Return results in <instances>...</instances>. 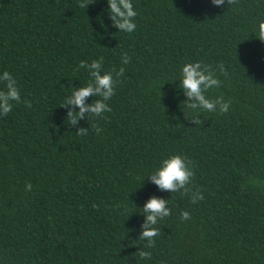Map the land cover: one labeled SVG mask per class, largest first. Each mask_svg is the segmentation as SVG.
Returning a JSON list of instances; mask_svg holds the SVG:
<instances>
[{
    "label": "trees",
    "instance_id": "obj_1",
    "mask_svg": "<svg viewBox=\"0 0 264 264\" xmlns=\"http://www.w3.org/2000/svg\"><path fill=\"white\" fill-rule=\"evenodd\" d=\"M132 3L136 30L126 34L105 0H0V71L21 97L0 117V264H264V0ZM99 58L116 80L111 111L72 126L62 102L91 79L79 62ZM197 60L223 66L207 95L230 103L200 112V125L180 113L173 80ZM173 154L193 170L186 192L145 177ZM196 190L204 198L191 203ZM150 197L171 213L147 247Z\"/></svg>",
    "mask_w": 264,
    "mask_h": 264
},
{
    "label": "clouds",
    "instance_id": "obj_2",
    "mask_svg": "<svg viewBox=\"0 0 264 264\" xmlns=\"http://www.w3.org/2000/svg\"><path fill=\"white\" fill-rule=\"evenodd\" d=\"M107 4L106 11L109 18L112 20L113 26L117 31L130 34L136 30L134 18L137 16V11L133 7L132 0H105ZM209 2L219 8L232 2V0H209ZM259 30L264 33V23H261ZM129 58L127 54H122L121 63L127 64ZM103 58L92 60L90 63L80 61L79 68L85 69L91 79L83 86L71 88L68 95L65 96L62 107H68L66 117H70V125L75 126L77 121L85 119V113L89 117H103L104 113L110 112L111 109L107 103L114 95L116 80L112 71H101ZM124 69L121 68L115 72V76L123 75ZM217 71L220 74L224 73L222 65H217L212 68L202 64L199 60L185 62L179 69V83L177 89L182 92L184 100L178 104V109L185 119L191 120L195 125L201 124L199 118L200 112L223 114L229 110V101L224 100L222 96L210 98L207 93L209 90L220 86L221 81L217 78ZM0 83L3 87L0 88V117L6 116L13 108L14 102H21L19 88L16 79L7 70L0 71ZM89 96L99 97L98 99L85 103V98ZM25 107H31L30 103L24 101ZM77 109L78 111H73ZM94 132L99 135L101 129L92 126ZM88 128H79L75 132L77 135H87ZM194 173L190 167V162L186 157L180 154H173L166 158H162L158 166L155 167L150 174L145 176L158 189L168 191L169 193L186 192L187 186L190 184ZM32 185L25 184V191H31ZM199 190L192 192L189 199L191 203L203 200ZM168 200L158 197L148 198L141 208V213L144 216L143 224L139 238L147 242V247H151L154 243L153 237L159 235L160 229L155 225L158 221L168 217L171 213L167 206ZM181 220L189 219L187 211H181ZM141 259H149L151 253L140 251Z\"/></svg>",
    "mask_w": 264,
    "mask_h": 264
}]
</instances>
